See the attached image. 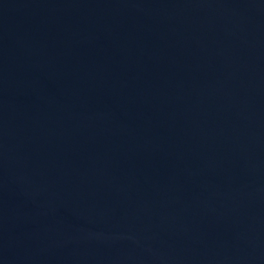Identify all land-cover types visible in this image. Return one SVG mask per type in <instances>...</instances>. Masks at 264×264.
<instances>
[{
	"label": "water",
	"instance_id": "water-1",
	"mask_svg": "<svg viewBox=\"0 0 264 264\" xmlns=\"http://www.w3.org/2000/svg\"><path fill=\"white\" fill-rule=\"evenodd\" d=\"M0 264H264V0H0Z\"/></svg>",
	"mask_w": 264,
	"mask_h": 264
}]
</instances>
